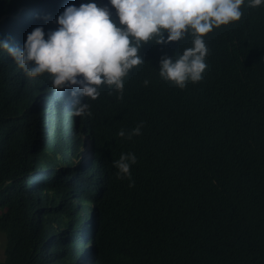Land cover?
<instances>
[{
    "label": "trees",
    "instance_id": "trees-1",
    "mask_svg": "<svg viewBox=\"0 0 264 264\" xmlns=\"http://www.w3.org/2000/svg\"><path fill=\"white\" fill-rule=\"evenodd\" d=\"M32 1L0 0V13ZM41 1L47 33L80 2ZM98 5L118 24L108 0ZM241 10L239 21L204 37L201 82L179 89L159 76L162 56L192 46L188 33L143 45L122 98L107 85L86 98L90 114L77 121L96 151L76 165L66 112L32 135L24 104L42 84L0 49V264H84L87 255L89 264H264V4L245 0ZM33 27L0 20V40L22 47ZM141 122V135H118ZM126 153L137 157L133 188L114 167Z\"/></svg>",
    "mask_w": 264,
    "mask_h": 264
},
{
    "label": "clouds",
    "instance_id": "clouds-1",
    "mask_svg": "<svg viewBox=\"0 0 264 264\" xmlns=\"http://www.w3.org/2000/svg\"><path fill=\"white\" fill-rule=\"evenodd\" d=\"M79 1L77 6L63 10L55 21L58 27L48 33V15L41 0L20 2L14 11L0 13V20L34 24L22 47L0 40V49L6 50L31 78L30 83L42 84L30 103L24 104V110L29 111V129H34L32 135L49 127L52 113L66 112L67 122L77 134L75 165L92 159L96 151L93 137L80 129L77 121L90 114L86 98L96 100L102 85L109 86L110 95L115 90L122 98L124 78L144 63L139 54L143 45L166 46L181 41L188 33L193 37L192 46L175 59L162 56L159 76L179 89L189 81L201 82L209 55L204 37L214 28L239 21L245 4V0H108L117 24L109 7L98 5L101 0ZM262 4L264 0H248L251 8ZM148 83L144 81L145 86ZM143 127L141 122L130 132L121 129L118 135L131 139L141 135ZM136 163L134 153L121 154L114 162L117 179H127L129 188L135 187L131 168ZM86 246L92 249L88 240ZM90 262L91 255H87L83 263Z\"/></svg>",
    "mask_w": 264,
    "mask_h": 264
},
{
    "label": "rangeland",
    "instance_id": "rangeland-1",
    "mask_svg": "<svg viewBox=\"0 0 264 264\" xmlns=\"http://www.w3.org/2000/svg\"><path fill=\"white\" fill-rule=\"evenodd\" d=\"M5 242V235L0 232V262L3 260Z\"/></svg>",
    "mask_w": 264,
    "mask_h": 264
}]
</instances>
